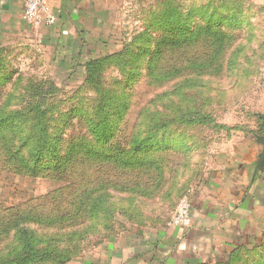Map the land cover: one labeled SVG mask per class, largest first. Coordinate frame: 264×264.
<instances>
[{
	"label": "rangeland",
	"instance_id": "obj_1",
	"mask_svg": "<svg viewBox=\"0 0 264 264\" xmlns=\"http://www.w3.org/2000/svg\"><path fill=\"white\" fill-rule=\"evenodd\" d=\"M89 5L92 29L72 50L0 11V110L23 113L19 141L42 95L57 147L35 175L0 158V249L24 226L68 255L58 264L150 234L219 152L264 138V0ZM228 264H264V244Z\"/></svg>",
	"mask_w": 264,
	"mask_h": 264
},
{
	"label": "crops",
	"instance_id": "obj_2",
	"mask_svg": "<svg viewBox=\"0 0 264 264\" xmlns=\"http://www.w3.org/2000/svg\"><path fill=\"white\" fill-rule=\"evenodd\" d=\"M46 2L55 23L42 25L37 31H49L52 39L63 38L66 44L72 41L68 48L76 49L74 44L78 39L84 41L82 37L88 35L96 17L90 0ZM22 10L23 0H0V11L9 17H18ZM26 27L32 25L26 23ZM263 149L264 144L259 141L248 142L221 151L211 160L188 196V227L171 226L167 222L150 234L125 235L113 245L83 257L81 262L222 264L237 251L264 243Z\"/></svg>",
	"mask_w": 264,
	"mask_h": 264
},
{
	"label": "trees",
	"instance_id": "obj_3",
	"mask_svg": "<svg viewBox=\"0 0 264 264\" xmlns=\"http://www.w3.org/2000/svg\"><path fill=\"white\" fill-rule=\"evenodd\" d=\"M87 57L85 56V58ZM33 95L37 98L36 101L31 103L35 117L32 118L30 128L25 136L19 141L15 138V131L19 130L16 124L18 121L22 120L23 113L19 110L10 113H2L0 110L1 162L8 166L13 172L15 171L22 174L28 173L30 175H35L40 172L44 159L49 157L51 159L55 158L56 154H53V152L55 148L57 150L55 145H51V147L46 145L48 137L43 123L45 111L43 103L41 102L42 95ZM9 118H11L13 122L10 127L6 125ZM99 134L104 139L108 138L104 131H100ZM8 229L9 227L7 224L0 221V234L8 232ZM42 243L44 244L41 239L35 237L32 230L24 226L18 227L12 235L11 241L0 249V264H35L41 262L58 264L69 259L68 255H64L62 251L60 252L46 244L41 246L40 244ZM262 244L264 243L253 246L249 250L255 249ZM239 252L243 251H237L234 255ZM230 260L222 264H228Z\"/></svg>",
	"mask_w": 264,
	"mask_h": 264
},
{
	"label": "built area",
	"instance_id": "obj_4",
	"mask_svg": "<svg viewBox=\"0 0 264 264\" xmlns=\"http://www.w3.org/2000/svg\"><path fill=\"white\" fill-rule=\"evenodd\" d=\"M27 20L34 24L53 25L55 16L50 11L46 0H24L23 10ZM168 225L186 228L190 225V201L183 197L178 201Z\"/></svg>",
	"mask_w": 264,
	"mask_h": 264
},
{
	"label": "water",
	"instance_id": "obj_5",
	"mask_svg": "<svg viewBox=\"0 0 264 264\" xmlns=\"http://www.w3.org/2000/svg\"><path fill=\"white\" fill-rule=\"evenodd\" d=\"M258 141L264 144V138H261ZM261 157L264 158V149H263V151L261 153Z\"/></svg>",
	"mask_w": 264,
	"mask_h": 264
}]
</instances>
